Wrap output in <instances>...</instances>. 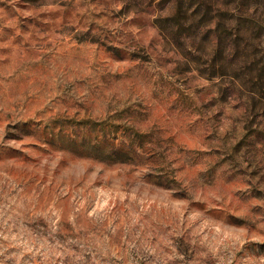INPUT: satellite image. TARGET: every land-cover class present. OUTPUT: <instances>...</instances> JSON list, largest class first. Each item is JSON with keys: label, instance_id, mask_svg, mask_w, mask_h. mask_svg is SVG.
<instances>
[{"label": "rangeland", "instance_id": "rangeland-1", "mask_svg": "<svg viewBox=\"0 0 264 264\" xmlns=\"http://www.w3.org/2000/svg\"><path fill=\"white\" fill-rule=\"evenodd\" d=\"M0 264H264V0H0Z\"/></svg>", "mask_w": 264, "mask_h": 264}]
</instances>
